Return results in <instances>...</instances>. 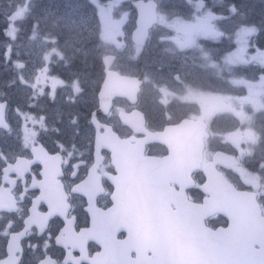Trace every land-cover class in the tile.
I'll return each mask as SVG.
<instances>
[{
  "label": "flooded vegetation",
  "instance_id": "obj_1",
  "mask_svg": "<svg viewBox=\"0 0 264 264\" xmlns=\"http://www.w3.org/2000/svg\"><path fill=\"white\" fill-rule=\"evenodd\" d=\"M134 2L126 0V4L120 2L103 11L109 23L118 28L111 39L120 46L118 50L109 48L102 58L81 53L77 69L67 73L65 52L61 57L45 52L40 72L46 71V85L34 88L29 84V93L22 95L13 83L15 69L0 68V103H5L4 121L0 120V262L11 257L16 264H158L153 250L158 245L146 239L143 230V204L136 211L138 216L126 223L127 229L106 227L103 212L114 204L115 193L110 176L117 172L111 151L100 146L97 136L118 135L134 143L174 128L183 120H202L208 136L200 166L191 174L193 184L185 188L187 200L201 203L207 196L199 186L206 179L203 166L214 153L235 154L237 166L242 151L249 150L245 136L260 135L257 124L259 113L264 115V106L259 103L264 52H259L256 11L251 17L243 16L244 0H155L157 19L138 50L133 40L137 24ZM133 51V66L124 65L122 55L130 56ZM109 54L113 55L111 69L122 75L142 74V82L134 100L115 95L102 106L103 57ZM201 54L210 64L208 78L197 82L193 63ZM212 66L223 75L238 73L233 110L226 108L230 100L224 102L213 94L196 99V87L224 83V77L212 74ZM153 78L159 83L154 85ZM228 114L236 115L235 125L224 122ZM231 129L234 133L226 132ZM236 132V141L221 138ZM165 135L182 134L171 130ZM168 152L163 142L145 143V154L163 156ZM217 167L238 188L253 189L233 176L234 166ZM171 185L180 188L174 182ZM255 190L264 215V196ZM91 203L96 210L94 217L89 210ZM203 223L216 228L226 226L228 219L214 213ZM183 230L188 238L179 227L165 226L153 233H168L171 238L167 240L182 248L173 264H196L190 230Z\"/></svg>",
  "mask_w": 264,
  "mask_h": 264
},
{
  "label": "water",
  "instance_id": "obj_2",
  "mask_svg": "<svg viewBox=\"0 0 264 264\" xmlns=\"http://www.w3.org/2000/svg\"><path fill=\"white\" fill-rule=\"evenodd\" d=\"M134 4L137 24L133 30V40L140 50L148 29L157 19L156 2L136 0ZM112 60L113 55L103 57L106 74L100 90L102 106L109 104L115 95L134 100L142 82V74L122 75L111 69ZM4 107L5 103H0L2 121ZM171 130L182 135H165ZM206 134V124L202 120L186 119L174 128L167 127L134 143L118 135H98L96 141L111 151L112 164L117 172L110 176L115 193L112 195L114 204L103 212L106 227L111 230L117 225L116 228L123 226L127 229L129 225L126 223L138 216L136 211L143 204V230L147 232L146 239L151 238L158 245L153 247L158 264H173L182 250L175 242L167 240L171 238L168 233H153L165 226L179 227L187 238L189 236L183 228L190 230L196 264H264V215L257 199L258 191L238 188L217 167V164L233 167L237 162L235 154L216 151L212 160L203 166L206 179L199 185L207 196L201 203L186 199L185 188L193 184L191 174L200 166ZM148 141L165 143L168 154H145V143ZM171 182L180 188H175ZM129 191L134 193L130 194ZM129 195L133 196L126 199ZM89 210L94 217L96 210L92 203ZM214 213L224 215L228 224L216 228L205 225L204 219ZM147 243L151 244L150 241ZM10 258L0 264H16Z\"/></svg>",
  "mask_w": 264,
  "mask_h": 264
},
{
  "label": "rangeland",
  "instance_id": "obj_3",
  "mask_svg": "<svg viewBox=\"0 0 264 264\" xmlns=\"http://www.w3.org/2000/svg\"><path fill=\"white\" fill-rule=\"evenodd\" d=\"M120 2L126 4V0H0V12L5 14V27L2 32L9 38L8 40H0V68L15 69L13 83L17 84L19 88L17 91H20V95H22L24 92L29 93V84L34 88L46 85L47 80L45 81L44 78L46 71L42 69L40 72L45 52L50 53L52 57H61L62 53L65 52L68 65L67 73H69L70 69L76 70L79 66L75 64L81 53H85V56L90 54V57L94 55V58H102V55L108 52L109 48H112L111 50L117 48L118 50L120 44L111 39L113 35L117 34L118 28L109 23L104 12L109 11L114 4ZM255 11L254 20H257L259 52L263 53L264 26L261 25V22L264 21V0H244L243 16L251 17ZM28 19L31 20L29 27L26 25ZM111 22L117 24V22ZM22 25L27 28L23 35ZM249 27L251 28V26ZM52 28L58 30V34H62L64 38L59 41L50 39L53 37ZM254 35H257V31ZM121 59L124 61L122 62L124 65L128 63L133 66L134 51L130 53V56L123 54ZM228 62L231 63L230 60ZM171 63L172 61L169 60V64ZM208 64H210V60L203 54L195 59L193 71L197 82H202L208 78ZM212 74L215 77H224V83L222 85L213 84L211 86L208 84L196 87V99L213 94L215 98L223 99L224 102L228 103L230 100V105L226 108L233 110L232 104H236L238 94L237 85H235L238 73L234 71L223 75L218 67L212 66ZM154 75L150 73L151 77ZM152 83L156 85L159 81L157 78H153ZM259 87V103L264 106V86L260 84ZM23 105L26 108V104ZM223 120L224 122L228 121V124L232 122L235 125L234 122L237 117L235 114H228ZM257 127L260 135L245 136V141H249L246 143L249 150L245 151L244 149L242 151L244 153L239 156L238 165H234L232 174L251 188L260 190L264 196V115L262 112L258 115ZM235 130H237L236 127ZM226 132L234 133V129L226 130ZM238 136L236 132L235 135H221V138L233 142L238 139ZM250 150L254 151L253 154H250Z\"/></svg>",
  "mask_w": 264,
  "mask_h": 264
},
{
  "label": "trees",
  "instance_id": "obj_4",
  "mask_svg": "<svg viewBox=\"0 0 264 264\" xmlns=\"http://www.w3.org/2000/svg\"><path fill=\"white\" fill-rule=\"evenodd\" d=\"M6 13V12H5ZM94 14V12L92 13V15ZM4 21H5V14L0 12V40H8L9 38H7L3 32L2 29H4L5 25H4ZM27 21V20H26ZM30 19H28V21L26 22V25L29 27L30 25ZM27 31V28H25V25H22V35L25 34ZM51 34L52 36H60L63 37L62 34L59 35L58 34V30H54L53 28L51 29ZM56 34V35H55ZM2 48L4 49V47L2 46ZM5 50V49H4ZM13 56V55H12Z\"/></svg>",
  "mask_w": 264,
  "mask_h": 264
}]
</instances>
